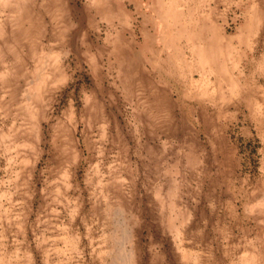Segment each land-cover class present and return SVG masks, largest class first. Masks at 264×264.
Instances as JSON below:
<instances>
[{"label":"rangeland","instance_id":"374dc122","mask_svg":"<svg viewBox=\"0 0 264 264\" xmlns=\"http://www.w3.org/2000/svg\"><path fill=\"white\" fill-rule=\"evenodd\" d=\"M0 264H264V0H0Z\"/></svg>","mask_w":264,"mask_h":264}]
</instances>
